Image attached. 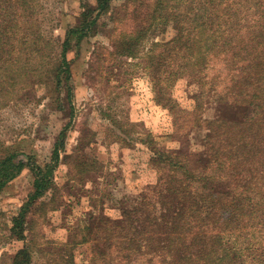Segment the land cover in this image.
I'll return each instance as SVG.
<instances>
[{"label": "trees", "instance_id": "trees-1", "mask_svg": "<svg viewBox=\"0 0 264 264\" xmlns=\"http://www.w3.org/2000/svg\"><path fill=\"white\" fill-rule=\"evenodd\" d=\"M146 1L145 5V0H126L125 17L136 13V18L132 29L115 37L117 53L129 58L145 55L148 34L157 30L158 40L151 42L146 53L147 68L155 101L172 116L173 126L181 120L179 116L185 123L201 116L198 107L184 111L185 116L177 113L172 97L175 85L185 77L204 86L205 73L215 61L222 63L226 78L219 99L224 107L207 121L198 171L180 153L154 150L153 161L163 171L157 202L143 192L139 208L124 211L122 219L91 217L86 234L76 236L79 241L58 253L55 264H76L71 248L81 243L89 245L96 264H264V9H260L264 0ZM244 1L260 6L245 23L243 13L252 9H238ZM96 2L56 43L37 24V11L28 9V0H16V9H9L8 0L5 7L0 4V107L20 99L31 74L51 76L57 83L65 76L68 82L71 72L66 55L71 40L80 42L109 10V0ZM92 12L95 16L89 19ZM53 53L55 63L47 65L51 59L45 63V58ZM34 55L42 61L37 62ZM67 100L71 103L70 87ZM64 134L60 132L61 143L55 145L53 162L44 170L23 154L0 158V192L25 167L33 172L28 201L11 219L10 234L19 240H24L33 223L30 210L44 204L36 202L53 185ZM186 181H209L210 185L195 193ZM169 183L166 193L173 195L172 207L164 197V185ZM160 207L162 211L157 212ZM30 249L23 245L12 264H30Z\"/></svg>", "mask_w": 264, "mask_h": 264}, {"label": "rangeland", "instance_id": "rangeland-1", "mask_svg": "<svg viewBox=\"0 0 264 264\" xmlns=\"http://www.w3.org/2000/svg\"><path fill=\"white\" fill-rule=\"evenodd\" d=\"M5 1L0 0L3 7ZM15 2L8 0L9 9H16ZM240 3L238 9H252L243 13L245 23L260 6L252 1ZM96 4V0H28V9L37 11V24L56 43L68 28L80 23L88 6ZM125 4L126 0H109V10L96 19L87 36L80 42L71 40L66 55L71 72L68 82L65 76L57 83L51 76L31 74L30 85L21 91L20 99L0 107V158L23 154L44 170L53 162L55 145L61 143L60 132L65 133L53 185L36 202L44 204L30 210L33 223L25 231L24 240L11 236V219L28 201L33 172L25 167L0 192V264H12L15 253L26 244L31 248L30 264H55L58 253L79 241L76 236L86 234L91 217L122 219L124 211L139 208L143 192L157 202L163 171L153 161L155 151L180 153L191 169L201 168L197 164L204 151L207 121L215 119L224 107L219 104L226 85L223 65L220 61L211 63L204 86L185 77L178 81L172 92L177 113L185 116L184 111L198 107L201 116L190 123L179 116L181 120L173 126L172 116L155 101L147 68L146 53L151 42L158 40L157 30L148 34L145 55L139 58L123 57L113 46L115 37L132 29L136 18V13L125 17ZM133 9L143 12L145 8ZM94 16L92 12L89 19ZM53 55L45 58V63L51 59L47 65L55 63L57 56ZM68 87L71 103L67 100ZM208 184L188 183L195 193ZM169 185H164V197L172 207L173 195L166 193ZM71 253L76 264H96L87 243L71 248Z\"/></svg>", "mask_w": 264, "mask_h": 264}]
</instances>
